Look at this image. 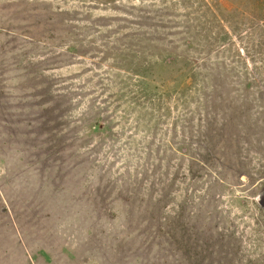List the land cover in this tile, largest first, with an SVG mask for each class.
Returning a JSON list of instances; mask_svg holds the SVG:
<instances>
[{"label": "rangeland", "instance_id": "1", "mask_svg": "<svg viewBox=\"0 0 264 264\" xmlns=\"http://www.w3.org/2000/svg\"><path fill=\"white\" fill-rule=\"evenodd\" d=\"M264 0H0V264H264Z\"/></svg>", "mask_w": 264, "mask_h": 264}, {"label": "water", "instance_id": "2", "mask_svg": "<svg viewBox=\"0 0 264 264\" xmlns=\"http://www.w3.org/2000/svg\"><path fill=\"white\" fill-rule=\"evenodd\" d=\"M259 202L264 206V193H261L258 198Z\"/></svg>", "mask_w": 264, "mask_h": 264}]
</instances>
